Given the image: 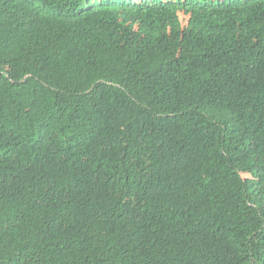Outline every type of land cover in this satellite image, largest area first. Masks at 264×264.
Instances as JSON below:
<instances>
[{"label":"trees","instance_id":"1","mask_svg":"<svg viewBox=\"0 0 264 264\" xmlns=\"http://www.w3.org/2000/svg\"><path fill=\"white\" fill-rule=\"evenodd\" d=\"M0 264H264V0H0Z\"/></svg>","mask_w":264,"mask_h":264}]
</instances>
